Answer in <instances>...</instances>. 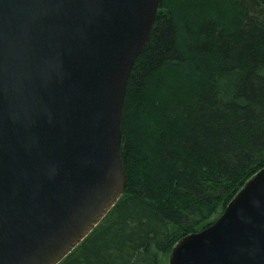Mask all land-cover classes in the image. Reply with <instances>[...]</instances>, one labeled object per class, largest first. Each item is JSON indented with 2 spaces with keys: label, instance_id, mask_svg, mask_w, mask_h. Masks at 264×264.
<instances>
[{
  "label": "water",
  "instance_id": "water-1",
  "mask_svg": "<svg viewBox=\"0 0 264 264\" xmlns=\"http://www.w3.org/2000/svg\"><path fill=\"white\" fill-rule=\"evenodd\" d=\"M159 0H0V264H59L122 195L127 81ZM169 264H264V168Z\"/></svg>",
  "mask_w": 264,
  "mask_h": 264
},
{
  "label": "trees",
  "instance_id": "trees-1",
  "mask_svg": "<svg viewBox=\"0 0 264 264\" xmlns=\"http://www.w3.org/2000/svg\"><path fill=\"white\" fill-rule=\"evenodd\" d=\"M120 128L124 191L59 264H162L264 168V0H159Z\"/></svg>",
  "mask_w": 264,
  "mask_h": 264
},
{
  "label": "rangeland",
  "instance_id": "rangeland-1",
  "mask_svg": "<svg viewBox=\"0 0 264 264\" xmlns=\"http://www.w3.org/2000/svg\"><path fill=\"white\" fill-rule=\"evenodd\" d=\"M162 264H169V255H163L162 256Z\"/></svg>",
  "mask_w": 264,
  "mask_h": 264
}]
</instances>
